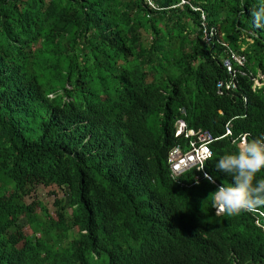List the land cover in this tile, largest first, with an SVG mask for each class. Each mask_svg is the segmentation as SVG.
Returning <instances> with one entry per match:
<instances>
[{"label": "trees", "instance_id": "1", "mask_svg": "<svg viewBox=\"0 0 264 264\" xmlns=\"http://www.w3.org/2000/svg\"><path fill=\"white\" fill-rule=\"evenodd\" d=\"M186 1L0 0V264L264 260L254 216L217 214L214 184L188 186L195 171L174 179L167 163L186 146L180 117L215 136L227 124L233 138L264 133V85L239 75L218 95L224 47L206 42L194 7L234 50L246 46L254 77L264 26L256 0ZM232 139L214 142L206 165L223 184L232 179L215 162L236 150ZM40 184L65 190L57 217L25 200Z\"/></svg>", "mask_w": 264, "mask_h": 264}, {"label": "clouds", "instance_id": "2", "mask_svg": "<svg viewBox=\"0 0 264 264\" xmlns=\"http://www.w3.org/2000/svg\"><path fill=\"white\" fill-rule=\"evenodd\" d=\"M148 1L152 7L156 8L151 0ZM185 2L189 1L183 0L182 3ZM194 9L201 10L204 31L203 36L206 42L209 44L211 41H214L224 47L225 54L222 56V63L224 69L226 70L227 76L218 80L216 83V92L218 95L224 96L226 95L227 91L236 90L238 87V82L236 79L239 77V75L247 77L250 76V78L253 80L254 90L262 88L264 85V73L262 72V78L259 76V72L254 77L252 72L246 70L245 67L248 63V57L244 52H242L245 49H242L241 51L234 50L231 45L223 40L222 33L219 31V26L210 24L208 22L209 20L206 13L201 8L194 7ZM252 15L258 25L264 26V0H256V4L252 8ZM231 51L236 55L245 57L244 66H239L237 64L233 57H231ZM225 59H231L235 67L241 69V71L245 73H240L235 78L236 87L234 88H227V84L230 82L231 76L224 66ZM220 82L224 83L222 87H219ZM233 94L234 93H232V95ZM244 100H247L246 97H244ZM181 111L183 114H186L185 107H182ZM220 112L223 113L222 110ZM175 134L177 137H183L185 139L186 146L184 148L182 145L178 144L170 148L167 155V163L171 171V176L174 179H178L185 173L195 171V174L192 176L193 181L192 183L187 184L188 186L198 184L202 179H208L214 184L216 190L210 194L207 200L210 199L212 201V206L216 209L217 214L221 215L227 213L229 215H242L250 213L254 216L253 223H255V225L261 229L262 233L264 234V210L260 208L264 207V177L257 178V174L264 170V133H262L261 136L255 137L250 136L249 133H242L233 138L232 126L231 124H227L225 133L220 136H215L208 129L201 128L196 130L190 128L187 120L183 117H180L175 122ZM221 138H233V143L237 144L235 151L227 152L221 155L215 162L216 169L228 174L231 177L232 182L229 184H223L221 181L216 180L214 176L206 171V165L213 158V143ZM205 144L209 147L208 156H202L200 159H190L187 157L186 161L180 165H175L169 160L170 152L174 148H179L183 155H185V153H190L195 148H200L201 146L203 147ZM53 185L45 186L40 184L29 197L44 195L41 192V188L51 187ZM35 199L37 198H34L31 202H33ZM69 205L70 204H68L67 209L73 214L74 210L73 208L69 207ZM54 207L55 209L53 211L50 208H48V210L53 216L57 217V205L55 204ZM37 209L39 210V208ZM27 227L25 228L26 233H28ZM29 233H32V230ZM246 259V253H241L233 259V262L234 264H264L263 259L256 261L251 258L250 260L253 262ZM240 260H242L241 263H239Z\"/></svg>", "mask_w": 264, "mask_h": 264}, {"label": "built area", "instance_id": "3", "mask_svg": "<svg viewBox=\"0 0 264 264\" xmlns=\"http://www.w3.org/2000/svg\"><path fill=\"white\" fill-rule=\"evenodd\" d=\"M231 57L237 62L239 66H244L245 65V57L236 55L231 51ZM224 66L227 69L229 75L231 76L230 82L227 84V88H234L236 87V81L235 78L241 73L245 74L244 72L241 71V69L236 68L235 65L232 63L231 59H225ZM224 85L223 82L219 83V87H222ZM209 155V147L205 144L203 147L201 146L200 148H195L192 150L190 153H183L180 151L179 148H174L170 152V157L169 160L172 161L175 165H180L181 163H184L188 158L190 159H200L202 156H208Z\"/></svg>", "mask_w": 264, "mask_h": 264}, {"label": "rangeland", "instance_id": "4", "mask_svg": "<svg viewBox=\"0 0 264 264\" xmlns=\"http://www.w3.org/2000/svg\"><path fill=\"white\" fill-rule=\"evenodd\" d=\"M250 42H252L251 39H248ZM245 45L243 46L242 49H245ZM259 72V76L262 78L263 75H262V69L259 68L258 70ZM41 192L44 194V195H40V196H32V197H25V200L27 202H31L34 198H40L42 199L45 203H47L48 205V208H50L52 211L55 209L53 203H54V200L56 201V198H62L64 197V190L61 189L60 187L56 186V185H53L51 187H44V188H41ZM27 232H31V229L29 227H27Z\"/></svg>", "mask_w": 264, "mask_h": 264}]
</instances>
